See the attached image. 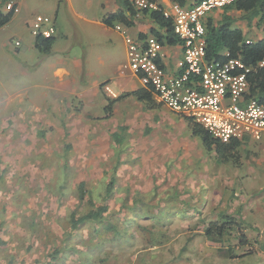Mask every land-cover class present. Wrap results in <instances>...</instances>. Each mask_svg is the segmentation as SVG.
I'll return each mask as SVG.
<instances>
[{
  "label": "rangeland",
  "instance_id": "1",
  "mask_svg": "<svg viewBox=\"0 0 264 264\" xmlns=\"http://www.w3.org/2000/svg\"><path fill=\"white\" fill-rule=\"evenodd\" d=\"M250 28L260 32L262 22ZM16 41L10 49L20 48ZM12 50L0 54V264H264L261 172L249 179L232 158L207 151L168 109L174 121L138 110L139 118L84 123L76 113L66 118L71 108L58 123L2 122L27 107L25 93L39 90ZM120 123L127 129L117 144L111 131ZM81 181L96 206L108 205L105 227L69 228L72 212L88 210L77 198ZM225 215L242 225L247 246L235 229L223 241L205 236Z\"/></svg>",
  "mask_w": 264,
  "mask_h": 264
},
{
  "label": "crops",
  "instance_id": "2",
  "mask_svg": "<svg viewBox=\"0 0 264 264\" xmlns=\"http://www.w3.org/2000/svg\"><path fill=\"white\" fill-rule=\"evenodd\" d=\"M13 1L18 10L11 20L0 28L3 29L0 30V54L6 55L12 50L9 42L11 37L20 39L18 45L20 48L12 50V53L20 60L18 68L22 70L23 75L30 77L32 87L39 90L34 94L24 92L29 102L27 107L22 108L20 113L5 117L2 122L25 125L58 123L60 121L55 117L61 116L60 111L62 109L69 111L71 108L77 110L74 113L66 111V118L76 113L75 116L80 117L84 123L94 119L108 124L107 120L112 118L118 122L120 118L132 115L139 118L138 110L148 112L157 122L165 121L166 117L174 121L166 111L170 110L169 108L161 105L156 109H148L143 102L133 96L114 102L110 116L103 118L105 117L103 109L108 99L115 98L106 93L104 85L113 89L116 97L143 87L138 76L127 65L124 32L132 38L139 39L154 35L155 32L163 33V29L149 15V11L153 9L139 8L130 0ZM153 1L162 8H167L172 3V0ZM194 3L195 0H188L182 7H191ZM118 12L125 18L124 21L111 20V24L105 21ZM222 13L223 9L218 8L211 11L208 17L218 22ZM229 13L233 17L235 13L237 16L241 14V17H235L234 26L243 32L248 41H257L264 37V26L260 32L255 33L250 28L254 22L256 24L261 22L259 17L248 23L242 18L241 11L231 10ZM37 14L49 16L56 28L50 50L46 54L35 48L36 37L31 34V23ZM182 55L180 42L162 44L159 63L169 76L179 74L178 63ZM248 91L249 87L246 98ZM20 95L21 92L7 97L4 106H9L13 99ZM129 105L138 109H128ZM176 116L187 125L185 120L187 118L179 114ZM120 126L126 127L120 123L111 133L117 131ZM232 140L239 142L233 152L234 156L231 157L234 163L246 168L249 179L254 177L255 172H261L264 176V134L260 140L250 137ZM256 212L261 213L259 210Z\"/></svg>",
  "mask_w": 264,
  "mask_h": 264
},
{
  "label": "built area",
  "instance_id": "3",
  "mask_svg": "<svg viewBox=\"0 0 264 264\" xmlns=\"http://www.w3.org/2000/svg\"><path fill=\"white\" fill-rule=\"evenodd\" d=\"M130 1L142 9L158 10L169 18L173 33L182 45L180 72L169 76L159 63L162 43L156 36L139 39L124 32L127 65L142 86L151 90L154 99L202 126L220 142L245 137L260 140L264 134V103L246 98L249 67L239 58L220 61L207 60L205 56L206 17L235 0H201L191 7L172 2L167 8L159 7L153 0ZM2 8L13 13L18 10L13 0L5 1ZM260 20L264 26V15ZM30 28L34 37L51 38L56 32L51 18L43 14L34 16ZM19 44L15 42L16 46ZM103 88L109 96L116 97L108 85Z\"/></svg>",
  "mask_w": 264,
  "mask_h": 264
},
{
  "label": "trees",
  "instance_id": "4",
  "mask_svg": "<svg viewBox=\"0 0 264 264\" xmlns=\"http://www.w3.org/2000/svg\"><path fill=\"white\" fill-rule=\"evenodd\" d=\"M7 0H0V28L6 25L13 17V11H4L2 6ZM201 0H195V3ZM172 2L185 6L188 0H172ZM223 9L221 19L214 22L211 17L205 19V41H206V59L207 60H227L231 58H239L249 67L246 73L249 82L248 97L257 99L258 102L264 103V37L257 41H249L245 38L243 32L234 26L235 17L229 12L231 10L241 11L242 18L248 23H251L257 17L261 18L264 15V0H235L233 3L226 5ZM148 12V11H147ZM152 20L163 29V33H153L160 42L166 44L179 43V39L175 36L172 30V24L169 19H166L158 10L149 11ZM124 17L119 12L112 14L105 21L111 24V20H123ZM53 42L51 38L36 37L34 46L42 53H48ZM133 96L136 100L143 102L148 109H156L161 106L157 102L151 90L140 87L132 92L123 93L113 99H108L104 107L105 117L110 116L114 102ZM190 129L192 136L200 139L203 147L207 151H214L218 158L227 160L234 156V150L239 145L236 140L228 143L220 142L214 139L202 126L194 123L190 119H185ZM119 131L111 133V138L117 144L123 141L121 132L126 130L125 126H120ZM114 188V181L110 179L105 186L104 201L107 200ZM77 198L80 204L86 203L88 210L82 215H76L72 212L69 216V228L78 230L83 224L92 223L99 224L105 227L103 215L108 211V205L103 203L96 206L91 198L88 197V192L84 182L77 185ZM108 227H106L107 229ZM235 229L238 235V242L241 246H247L249 240L246 237L245 230L242 225L234 220L231 216L225 215L221 221L209 222L205 228L204 234L206 237L223 241L226 235ZM95 231H97L95 229Z\"/></svg>",
  "mask_w": 264,
  "mask_h": 264
}]
</instances>
